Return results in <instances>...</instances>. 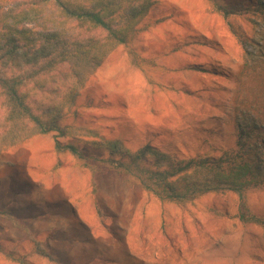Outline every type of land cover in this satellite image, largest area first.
<instances>
[{"label": "rangeland", "instance_id": "1", "mask_svg": "<svg viewBox=\"0 0 264 264\" xmlns=\"http://www.w3.org/2000/svg\"><path fill=\"white\" fill-rule=\"evenodd\" d=\"M29 1L0 0V9ZM152 1L127 44L116 46L81 88L67 65L0 67V76L38 74L43 87L26 84L32 97L63 110L61 126L75 135L58 141L84 154L58 153L54 133L2 151L0 210L20 226L0 217V264H264V225L250 221L264 222L263 188L242 198L224 191L160 201L95 145L101 137L131 152L149 145L170 162L218 158L235 148L238 120L260 126L246 142L258 145L264 160V13L255 11L264 0ZM225 6L234 14L224 16L218 8ZM193 80L195 86L185 83ZM71 90L76 97L68 98ZM7 109L0 89V141Z\"/></svg>", "mask_w": 264, "mask_h": 264}, {"label": "trees", "instance_id": "2", "mask_svg": "<svg viewBox=\"0 0 264 264\" xmlns=\"http://www.w3.org/2000/svg\"><path fill=\"white\" fill-rule=\"evenodd\" d=\"M153 3L152 0H34L24 7L0 9V67L13 71L34 67L54 71L67 65L71 78L81 88L86 77L116 46L127 44ZM218 9L224 16L234 14L231 7ZM255 11L264 13V5L257 4ZM56 12L61 21L54 20ZM67 24H73L79 37L99 33L104 40L74 37ZM37 76H0V89L8 105L0 141V164L6 148L34 135L50 133L55 134L58 153L68 151L74 157L84 158L78 145L58 141L68 134L75 135L71 127L61 126L63 110L32 97L33 88L26 84L33 80L34 87H43ZM70 95L68 98L76 97L77 91L71 90ZM235 127L238 132L235 148L218 158L198 156L170 162L167 155L149 145L131 152L121 141L103 137L95 145L105 149L107 161L135 176L141 187L160 201L183 203L196 195L224 191L235 192L242 198L248 189H264V160L260 147L246 142L252 134L260 132V126L243 125L237 120ZM147 157L153 158L154 164H145ZM0 217L20 226L10 211L0 210ZM250 221L264 225L256 216H251ZM33 243L40 256L52 259L38 242Z\"/></svg>", "mask_w": 264, "mask_h": 264}, {"label": "crops", "instance_id": "3", "mask_svg": "<svg viewBox=\"0 0 264 264\" xmlns=\"http://www.w3.org/2000/svg\"><path fill=\"white\" fill-rule=\"evenodd\" d=\"M168 80V77L166 76V77H163L162 78V82H166ZM197 82V81H196ZM187 85H193V86H195L196 84H195V80H193V81H191V82H185Z\"/></svg>", "mask_w": 264, "mask_h": 264}]
</instances>
